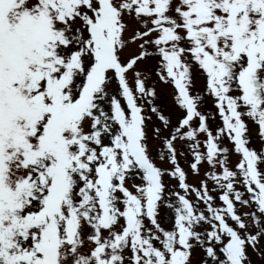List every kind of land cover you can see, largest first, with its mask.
<instances>
[{
    "label": "snow or ice",
    "instance_id": "obj_1",
    "mask_svg": "<svg viewBox=\"0 0 264 264\" xmlns=\"http://www.w3.org/2000/svg\"><path fill=\"white\" fill-rule=\"evenodd\" d=\"M0 264H264V0H0Z\"/></svg>",
    "mask_w": 264,
    "mask_h": 264
}]
</instances>
